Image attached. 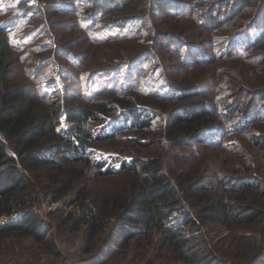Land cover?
<instances>
[{
	"label": "rangeland",
	"instance_id": "374dc122",
	"mask_svg": "<svg viewBox=\"0 0 264 264\" xmlns=\"http://www.w3.org/2000/svg\"><path fill=\"white\" fill-rule=\"evenodd\" d=\"M95 2L0 0V41L10 45L4 58L10 85L25 88L41 103L71 108L129 97L151 110L152 127L121 128L112 139L94 141L87 156L92 162L74 165L83 174L70 176L77 178L71 189L59 182L68 180L58 174L59 164L28 175V201L18 208L35 210L49 225L47 238L61 255L52 256L32 237L12 232L0 235V264H86L95 255L93 264H264V212L251 223H223L213 217L215 210L203 212L213 199L199 204L182 197L184 186L200 182L207 196L229 200L219 182L243 178L247 167L264 190V150L253 137L264 135L263 113H251L245 132L229 127L241 116L237 107L249 112L264 104V0H115L119 9L105 15L91 14ZM200 103L225 116L237 106L240 115L233 111L232 121L223 117V136L206 134L205 142L174 146L172 115ZM102 125L88 122L82 130L96 135ZM69 126L63 114L58 133ZM55 145L69 148L65 141ZM156 155L165 158L173 176L168 182L184 200L169 225L182 251L164 228L136 223L124 231L121 220L110 221L96 241L86 244L82 204L142 182L131 169L100 176L95 158L110 166L121 157ZM23 213L2 215L0 224Z\"/></svg>",
	"mask_w": 264,
	"mask_h": 264
},
{
	"label": "trees",
	"instance_id": "16d2710c",
	"mask_svg": "<svg viewBox=\"0 0 264 264\" xmlns=\"http://www.w3.org/2000/svg\"><path fill=\"white\" fill-rule=\"evenodd\" d=\"M115 0H96V5L91 9V14L111 13L119 9L121 4L113 5ZM107 3L108 4H103ZM105 5V6H102ZM104 14V13H102ZM105 15V14H104ZM213 22H216L212 20ZM10 48L7 41H0V216L13 215L18 211L24 213L17 219H11L0 224V235L19 233L21 236H30L38 242L52 256L59 257L61 252L58 245L47 238L50 233L49 225L33 209L18 208L26 205L28 199H24L27 186L25 181L30 174L36 171L47 169L50 165L58 166V174L63 179L64 187L71 189L77 178L70 176L75 173L83 174V171L74 165L79 163H90V147L94 141H105L115 137L121 128L149 130L152 127L153 117L149 114L151 110L143 105H136L129 97L118 98L115 101L94 103L90 107L71 108L63 107L57 101L41 103L35 99L25 88H13L10 83V72L6 68L4 58L6 51ZM264 75V64L261 67ZM118 105V106H116ZM198 106V107H197ZM192 108H185L179 114H173L170 125L178 136H171L174 146H182L192 141L205 142L206 134L216 133L224 135L227 126H224L223 117L232 121V112L241 116L229 125L230 131L234 133L245 132L248 129V121L251 113H263L264 104L255 105L253 110L246 112L240 107L230 109L227 115H221L214 111L208 104L200 103ZM65 114L69 126L58 133L57 128L62 124V115ZM240 115V114H238ZM218 117L222 120L217 122ZM264 119V118H261ZM88 122L103 123L96 135L90 131H83L82 128ZM124 123L119 125V123ZM226 124V123H225ZM259 147L264 150V135H253ZM65 141L68 149L55 145L56 142ZM58 156V161L53 157ZM61 161H60V160ZM94 160V165L100 176H113L126 170H132L142 178L141 183H135L122 192L110 194L98 202L82 204L83 222H87L84 230L86 244L97 240L104 227L114 220L123 221L121 226L124 231H129L126 225L141 223L146 227L164 228L168 233L173 246L179 252L182 251L181 242L174 240L176 232L170 227L171 219L178 207H185L183 201L196 200L199 204L207 199H213L212 206H205L207 211H214L213 217L223 223L234 222L242 225L251 223L261 217L264 208V190L257 177L251 174L250 167L243 178L234 177L231 182L224 184L219 182L226 196L219 198L207 196L205 184L198 182L195 186L183 187L182 197L179 200L178 191L168 181L173 177L165 166V158L160 155L144 158H125L106 166L102 160ZM56 161V162H55ZM92 162V160H91ZM70 164H72L70 166ZM64 165L67 167L65 170ZM69 167V168H68ZM75 179V180H74ZM53 182L55 179L53 178ZM242 185V189L237 187ZM52 191V190H50ZM191 191V192H188ZM187 193V194H186ZM247 196V197H246ZM251 197V199L249 198ZM209 203V201H208ZM92 204L96 206L95 212ZM21 205V206H20ZM194 209L198 206L190 204ZM90 217L89 220L87 218ZM136 231V230H135ZM133 231V232H135ZM136 235L142 231H136ZM88 252L93 248L89 246ZM96 250L93 251V253ZM95 257V258H94ZM94 258V259H93ZM98 255L92 257L86 264L96 263Z\"/></svg>",
	"mask_w": 264,
	"mask_h": 264
}]
</instances>
